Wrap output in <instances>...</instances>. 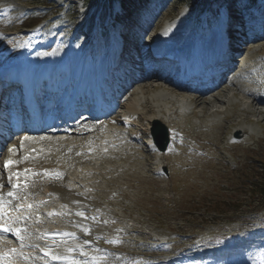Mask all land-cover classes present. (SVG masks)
I'll return each mask as SVG.
<instances>
[{
	"label": "rangeland",
	"instance_id": "374dc122",
	"mask_svg": "<svg viewBox=\"0 0 264 264\" xmlns=\"http://www.w3.org/2000/svg\"><path fill=\"white\" fill-rule=\"evenodd\" d=\"M97 1L109 7L108 0ZM209 1H153L146 15L137 22L138 30L134 31L133 26L127 29V37H131L129 44H138L141 40L138 31L141 34L144 28L143 35L149 32L148 36L158 41L165 42L160 35L162 30L171 31L177 37L182 35V30H190L193 36L205 43L210 41L224 20L232 22L239 18L238 25H231L237 33L234 43L238 50L244 51V47L240 46L252 41L249 38L252 33L260 36L253 39L241 58L247 60L246 65L257 63L258 72L264 76V0H236L237 3L234 0ZM228 3L235 4L233 9L223 8ZM86 5L88 1L84 0H0V66L9 68L26 59L41 65L47 59L51 61V58L62 65V59L67 58L74 69L82 67L86 72L98 68L108 56L104 52L109 43L97 48L102 44V34L96 32L95 35L93 32L99 29L101 21L105 25L107 20L105 26L110 24V19L99 16L95 28H87L81 15ZM219 6L216 18H212V11ZM231 11L233 15H230ZM241 18L246 20L242 22ZM249 24H252L251 30ZM25 25L29 28L23 27ZM114 28L116 30L113 29L111 34L114 38L117 34V42L120 43L124 34L118 33V24ZM234 31L231 35L235 34ZM177 32L181 35L178 36ZM84 33L86 36H81ZM158 34L161 38L157 37ZM110 36L109 39L112 38ZM143 41L142 38L141 43ZM242 59H239L240 62ZM54 83L51 93L66 96L69 85L58 79ZM154 93L159 91L153 90L144 96L138 88L129 102L138 110L135 99L142 96L143 99L151 98ZM235 106V110L240 111L237 127H228L219 138V129L198 127V114L201 113L198 109L194 115L188 113L183 118L186 122L181 133L183 138L180 134L177 136L181 144L164 150L166 157L154 164V169H161L157 174L146 166L145 159L151 154L156 160L158 153L149 150L140 139L141 142L135 143L142 148H137L131 158L125 156L118 160L107 156L108 162L104 160L99 166H114L115 170L87 176V192L84 197L79 196L87 203L85 207L88 209H99L97 220L93 222L89 219L93 227H89L84 236H111L117 232L120 238H133L131 242L142 241L132 245L122 238L123 248L112 243L107 244L105 249L118 252L117 255L125 250L134 254L141 252L145 254L141 259L156 263L169 259L171 261L163 264H264V193H254L257 189L249 192L250 185L247 183L252 176H257L254 179L258 182H262L258 179L264 178V119L239 110V105ZM232 110L229 107L225 113L231 114ZM223 117L216 114L214 119L223 121ZM211 120L206 118L203 121L208 123ZM145 126L130 127V134L138 138L143 130V136H146L148 129ZM240 127L245 128V136L236 130ZM185 132L189 137L185 138ZM175 133H170L173 140ZM197 133L201 141L195 139ZM203 138L208 140L203 141ZM74 160L79 164L72 165L75 172L96 164H81L79 159ZM120 167L126 168L125 172L119 170ZM71 170L73 172V168ZM104 214L107 218L102 217Z\"/></svg>",
	"mask_w": 264,
	"mask_h": 264
},
{
	"label": "bare ground",
	"instance_id": "6f19581e",
	"mask_svg": "<svg viewBox=\"0 0 264 264\" xmlns=\"http://www.w3.org/2000/svg\"><path fill=\"white\" fill-rule=\"evenodd\" d=\"M245 19V18H244ZM241 18L242 22L244 20ZM238 20L239 18H236L234 21H223L221 25L218 26V29L216 30V33L211 36L210 41L208 42H201L200 38H197L196 35H192V31L190 30H182L181 33L177 32V35L180 37H177L176 34L172 33L171 31L168 32L167 30H162L160 31V35L162 38L168 37V38H173L176 40L177 46L182 50L179 52L182 53V56L184 57L187 53V51H192L195 52L200 49L201 45L197 44L200 43L202 45H207L208 47L211 48V50L205 54V56L211 57V56H217L220 50V45L223 41H227L228 44L230 43V48H229V65L230 66H235L234 68H237L238 70L242 67L240 64V60L242 59V53L244 54V51L247 50V48L250 46L252 43L253 39H257L258 36L256 33H252V36H247L249 37L252 41H249L243 46H240L242 49L244 47V51L238 50L237 49V44L234 43L235 41V35L236 32L233 30L234 28L231 27L232 24L238 25ZM246 20V19H245ZM244 20V21H245ZM160 21V20H158ZM158 22L156 21L155 24ZM235 25V26H236ZM157 27V26H156ZM188 29V28H186ZM149 31V30H146ZM234 31V35H231V33ZM145 31H143L138 37L141 38L140 41H142V38L145 39V36H148L150 33L146 32L144 35ZM149 33V34H147ZM144 36V37H143ZM146 43L148 41L152 40L151 35L148 36ZM159 37V34L158 36ZM160 38V37H159ZM124 39V37H123ZM121 40L120 43L117 42V44H121L123 46L124 42L126 40ZM137 41V39H136ZM243 41V40H242ZM161 41H158V43ZM163 42V41H162ZM245 43V42H244ZM185 46V50H184ZM116 48V47H114ZM123 50L127 51L128 48H125L123 46ZM247 56V55H246ZM186 57V56H185ZM248 58V57H247ZM240 59V60H239ZM243 60V59H242ZM54 59L51 58L50 60H46V64L50 66L49 64L53 62ZM245 61V59L243 60ZM55 62V61H54ZM57 62V61H56ZM257 64V63H256ZM33 64L30 67H32ZM27 67V66H26ZM38 68V66H34V69ZM258 68V65H256L255 70ZM27 70V69H26ZM151 74L154 73L153 70L150 71ZM143 84H140L138 87L142 88L141 92L144 93V96L148 94L150 91L153 92V90H157L158 88H164L167 91L161 92V93H154L151 98H145L143 100H140L137 104L138 107H140V110L134 106L131 102H121L120 99L118 100V104L123 107L122 112L124 113V118L128 120L133 128H142L144 124H148L151 120L154 119H160L164 124L166 125H171L173 129L176 131V133L181 136V133L183 132V128L185 127V116H187L188 112L182 111L181 106L185 105L186 103L190 104V109H189V114L194 115L195 111L198 109L201 113L198 114V118L200 121V125L198 127L201 128H216L217 130L219 129V134L218 138L222 136V133L225 132V130L230 127L236 125L240 119H238V113L240 111H236V106L239 105L240 109L244 112L251 113L257 117H262L264 119V95H257L255 97V100L253 103L248 101V105L244 104L243 102H247L245 99H248V95H250L249 90L245 89L241 83L236 79V77H233L230 82L225 80L224 77L222 78V75L220 76L218 83L215 87V90L210 94L209 97H204L202 93H194L190 92L188 89H184L181 87L174 86L173 84H165L160 81V79L156 76L153 79H144ZM256 82L255 78L250 80V83ZM249 82V81H248ZM262 84V85H261ZM260 86L264 88V83H261ZM183 87V86H182ZM185 87V85H184ZM131 87L130 89H132ZM130 91V90H129ZM137 92V90H136ZM135 93V89L131 90V94ZM206 93V92H205ZM135 96V95H134ZM143 96V97H144ZM235 98L236 100L232 99ZM132 99V98H131ZM136 100V99H135ZM187 100V101H186ZM235 101V102H234ZM231 108L234 110L233 113L227 114L225 111L228 108ZM232 110V111H233ZM216 114H222L223 121L214 119ZM120 115L118 112H114L112 117L110 118V121L113 122L117 127H120L123 125V121L120 119ZM184 118V119H183ZM206 118L212 119L210 122L206 123L203 121ZM187 119V118H186ZM257 122H261V120H257ZM206 125V126H205ZM237 127V125H236ZM117 130V129H105L104 132L97 133V134H92L91 137L93 138H98L99 141H102L103 144H107L108 139L114 138L117 140L118 138L122 137V133ZM214 130V129H213ZM236 130L241 131L242 135H246V130L243 127L236 128ZM121 131H124L123 129ZM188 131V130H185ZM145 132L141 131V134L139 138H143ZM186 133V138L189 137V134ZM217 133V132H216ZM202 135V134H201ZM191 136V135H190ZM195 136V135H194ZM192 136V137H194ZM206 136V135H204ZM200 134L197 133V136H195V139H199ZM86 139L87 143L89 139L84 138L82 141ZM214 139V137H213ZM208 140L207 138L204 139L203 141ZM136 141V138H131L130 142L132 144V147H134L133 143ZM93 142V141H92ZM129 142V143H130ZM176 143L180 142V138L176 137L175 140ZM130 147V144H128ZM146 146V145H145ZM116 151V156L118 160H122V157L127 156L128 158H131L129 154L126 153V151H123V144L118 143L117 148L115 149ZM86 155L82 156V159L84 161H89L90 158L92 157H99L100 155L99 150L96 146L92 147V151L86 150ZM128 152H131L132 154L135 152V149L130 148ZM166 152H159V155L157 156L158 158L154 160L152 155L146 156V166L152 171V173H156V169H154V164L156 162L161 161L162 158L166 157ZM53 156V155H52ZM87 156V157H86ZM104 160L107 159V156L103 157ZM109 159V158H108ZM110 161V160H109ZM36 165L41 167H46L50 166L53 169L50 170H58L60 172L65 171L64 167L65 165L63 164H57L56 162H43L40 163L38 161V158L33 161ZM146 169V167L144 166ZM133 169V168H132ZM143 169V168H142ZM91 170V171H90ZM115 168L114 166H109L108 168H104L102 166H96L93 168L89 169H84V172L82 174H72V176H66V177H60L58 179H51L50 177H46L44 174H39L37 176V181L32 184V190L34 192H37L39 194L40 199L45 198L46 196H53L50 202L43 203L41 204V209H47L49 219L47 220H42L41 222L39 221L38 218H31L33 220L30 228H35V231L38 232L39 230L43 232L42 237H38L39 240L45 237L43 239L44 242L47 241H52V239H56L58 241L57 247L59 246V243L62 242L63 245H61L60 248H53V251L59 252L61 254L60 257H66V262L64 264H91L88 260L90 256L95 257L96 252L91 248V245H89L87 242L81 241L79 238V235H77L74 230L72 229L71 224L68 225V220L70 219H76L78 218V213H81L84 206L83 203L80 204V211L77 206L79 200L74 196L72 186H76V184L79 185L78 182L79 180L84 179L87 176H93L94 174H99L101 172H112L114 171ZM119 170H122L125 172L126 168L120 167ZM150 172V171H149ZM85 184V183H84ZM84 186V187H83ZM91 186V185H89ZM82 189L85 190L87 186L85 185H79ZM75 190V189H74ZM80 192L79 190H76L75 193ZM81 193V192H80ZM77 203V204H76ZM55 213V214H53ZM36 220V222H34ZM38 223V224H37ZM70 234V235H65V234ZM36 235V233L34 232ZM59 234V235H58ZM58 235V237H56ZM130 239H133L131 237L129 238H123L124 242H129V244L132 245H138V243H142V241L136 240V241H130ZM55 241V240H54ZM39 242V241H38ZM41 247L38 249H30L28 248L27 250L29 252H34L37 254H40L41 256H44L47 252L48 249L44 247V243L39 242ZM123 246V245H122ZM138 247V246H137ZM133 248V247H132ZM71 250V251H70ZM134 252V251H133ZM138 252V251H136ZM43 253V254H42ZM116 253H113V255ZM129 254V255H128ZM186 254V253H184ZM190 254V253H189ZM53 255V254H52ZM107 255V254H106ZM127 256H122L121 259L119 258L118 260L115 261V258H113L110 255H107L105 257L107 263L109 264H125L126 262H133V264H163L167 262L168 260H163L162 263H156V262H149L148 260H142V262L137 261V257H144V253L138 252L137 254L131 253L130 251L126 252ZM187 255V254H186ZM189 256V255H188ZM174 257V256H173ZM172 257V258H173ZM45 261V259H44ZM171 261V260H169ZM173 263H166V264H174ZM240 264H249V262H242ZM257 264V263H256ZM262 264V263H260Z\"/></svg>",
	"mask_w": 264,
	"mask_h": 264
},
{
	"label": "trees",
	"instance_id": "16d2710c",
	"mask_svg": "<svg viewBox=\"0 0 264 264\" xmlns=\"http://www.w3.org/2000/svg\"><path fill=\"white\" fill-rule=\"evenodd\" d=\"M85 2L88 1V5H86V10L82 13V16H87L88 26L91 27L94 23V17L98 14L100 3L97 0H84ZM147 0H109V9H111L112 18L116 20H120L121 23L124 22V18L133 14L135 9H138L140 6H145V2ZM112 7V8H111ZM72 9V7H69ZM106 9H103L102 16L105 15ZM102 22V21H101ZM257 176H252L251 179L247 181L249 187V192L252 189L256 190L254 193L262 192L264 193V178L258 179L262 180V182H258L256 179Z\"/></svg>",
	"mask_w": 264,
	"mask_h": 264
},
{
	"label": "snow or ice",
	"instance_id": "6c2138e0",
	"mask_svg": "<svg viewBox=\"0 0 264 264\" xmlns=\"http://www.w3.org/2000/svg\"><path fill=\"white\" fill-rule=\"evenodd\" d=\"M10 151H14V149H10ZM14 163H16L15 161H12V160H7L6 162H5V167H9L10 165H12V164H14ZM18 175V174H17ZM17 187L19 186L18 184L16 185ZM0 187H3L2 185H0ZM7 195L8 196H13L14 195V193L13 192H11V191H9L8 193H7ZM3 202H4V198H3V196L2 195H0V207H2L3 206ZM28 207L29 208H31V205H28ZM53 214H55V213H53ZM78 215H83V213H78ZM0 230H3V231H12V229L11 228H8V227H3V226H0ZM21 230L20 229H16V232L17 233H19ZM87 231V230H86ZM65 235H70V234H65ZM13 252L15 251V249H13L12 250ZM71 251V250H70ZM48 253H46V255H47ZM54 258H58V257H54ZM65 259H67L66 257H65ZM73 264H75V262H73Z\"/></svg>",
	"mask_w": 264,
	"mask_h": 264
},
{
	"label": "water",
	"instance_id": "95a60500",
	"mask_svg": "<svg viewBox=\"0 0 264 264\" xmlns=\"http://www.w3.org/2000/svg\"><path fill=\"white\" fill-rule=\"evenodd\" d=\"M165 138H166V136H165ZM167 140V139H166ZM164 146H165V143L161 146V148L163 149L164 148Z\"/></svg>",
	"mask_w": 264,
	"mask_h": 264
}]
</instances>
